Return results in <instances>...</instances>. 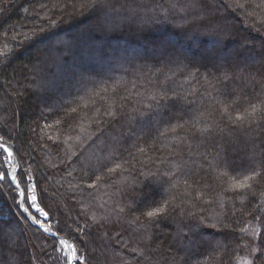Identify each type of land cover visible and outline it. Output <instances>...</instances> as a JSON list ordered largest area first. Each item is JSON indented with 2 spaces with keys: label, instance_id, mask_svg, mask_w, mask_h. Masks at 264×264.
Listing matches in <instances>:
<instances>
[{
  "label": "trees",
  "instance_id": "16d2710c",
  "mask_svg": "<svg viewBox=\"0 0 264 264\" xmlns=\"http://www.w3.org/2000/svg\"><path fill=\"white\" fill-rule=\"evenodd\" d=\"M66 3L0 0V135L12 137L9 144L23 156L19 166L30 167L44 190L53 230L57 221L61 236L69 230L66 222L73 230V221L90 226L77 246L86 264H237L248 238L240 240L232 229L259 213L264 180L251 182L254 191L235 192L225 191L223 181L242 179L251 159L264 161V121L236 127L220 121V112L226 105L241 113L252 105L264 109V0H250L235 12L226 0H200L195 7L192 0H176L175 10H169V0H113L119 9L116 31L96 34L94 45L72 49L58 68H46L37 50L42 46L34 45L45 35L41 28L59 30L67 40L87 23L85 17L65 16ZM201 13L226 31L209 34L207 22L195 19ZM48 17L59 29L49 27ZM162 42L170 58L158 55ZM72 107L78 109L76 132L65 144V135L45 125ZM205 124L212 127L201 134ZM177 125L183 127L171 131ZM85 164L93 181V166L100 169L95 189L84 186ZM116 164L123 168L109 173ZM225 168L229 176L217 179ZM142 172L176 175L161 188ZM0 192V264H63L52 237L19 215L11 189ZM163 200L171 201L166 216L135 220ZM129 203L134 207L117 222L116 210ZM93 217L101 223L93 224ZM212 217L231 228L222 223L217 232L199 223ZM217 242L226 245L222 252Z\"/></svg>",
  "mask_w": 264,
  "mask_h": 264
},
{
  "label": "snow or ice",
  "instance_id": "6c2138e0",
  "mask_svg": "<svg viewBox=\"0 0 264 264\" xmlns=\"http://www.w3.org/2000/svg\"><path fill=\"white\" fill-rule=\"evenodd\" d=\"M200 0H192V7H195ZM250 0H226L227 7L230 8L233 12L237 9L245 10ZM70 11L63 13L65 16L75 17H85L87 23L80 27L79 31L71 36L69 39L65 40L60 31H46L44 28H41L42 32H45V35L42 37H37L34 40L37 50L43 52L44 56L41 63L44 67L58 68L64 60V55L72 49L79 48L82 51L85 50L82 46L85 45H94V37L96 34L100 36H107L111 32L116 31L118 25L115 23V20L119 17V9L116 8L113 0H68V3L64 7H69ZM42 7H47V5H42ZM177 8L176 0H169V10H175ZM27 11V10H25ZM63 12V8L61 9ZM247 15H251V12H247ZM50 20L49 27L51 29H59V22L54 21L51 17H48ZM197 21L207 22L204 27L209 34H215L216 36L222 35L226 29L212 27L213 21L210 20L209 16L205 13L199 14L196 18ZM63 22H67L64 20ZM79 23V21L77 22ZM259 23H264V21H259ZM182 27V26H181ZM143 30V29H141ZM158 55L161 58L171 57L173 53L170 51L169 46L166 43H161L157 48ZM217 70H221L219 64L215 65ZM224 78H228L227 72L224 74ZM46 91H52L51 89H45ZM22 94V93H18ZM164 97H161L163 99ZM151 99L155 100L153 96ZM159 101L157 100V104ZM84 107H88L87 104ZM230 106H225L220 112V121H227L236 127L243 128L245 125L251 127L256 124L259 125L261 121H264V109L258 105H252L250 110L246 109L243 113L233 109L229 111ZM77 107H72L70 111H65V116L59 117L55 120L53 124H46L45 127L52 128L53 130L66 136L63 143H68L72 140L71 133L76 132L75 119L76 117L73 114H77ZM233 112L236 114L233 115ZM106 113L109 117H114L115 112L111 109L106 110ZM57 115H59L57 113ZM209 115H212L209 113ZM71 118V119H70ZM220 121H214V124H219ZM97 122H100L97 118ZM177 127H183V125L172 126L171 131L175 132ZM193 127H196L193 124ZM212 125L205 124L202 128H198V131L201 134L207 133L210 131ZM35 131V130H34ZM81 131L83 129L81 128ZM161 135H166V132L161 133ZM12 137L10 135H0V189L10 188L13 195L12 199L16 206L19 209V215L23 216L32 226H36L42 233L47 234L52 237V243L54 251L59 252L63 257V264H86L85 257L80 254L78 245L83 246V237L87 235V232L90 231V226L85 224L84 227H81L79 221H73L76 227L75 230L72 229L71 225L66 222L65 227L69 230L64 233L63 236L60 235L61 229L59 228V221H57V228L53 230L50 213L47 209V206L43 204V192L44 190L40 188L39 182L36 177L32 174L31 168H21L19 166V161L23 160L21 154V149L17 148L15 144H9V140ZM47 139L53 140L52 136H48ZM59 139V138H58ZM78 139V138H77ZM56 140H53V143H56ZM143 151V149H140ZM72 156H75V152H71ZM219 156V153H217ZM67 163H83L82 161H67ZM89 165L85 164L81 171L84 173V176L88 177V180L84 181V186L90 189H95L98 186V182L102 179L101 175L97 173L100 169H97L93 166L92 176L95 177L94 181L92 177L89 176L88 172ZM123 165L116 164L115 167H109V173H115L118 169H122ZM237 171V170H233ZM245 174L242 179L237 180L236 177L231 179H225L223 182L228 186L225 188V191H243L245 189L252 190L253 184L251 182L257 181L258 178L264 180V161H261L259 164L255 159H251V163L247 168L244 169ZM71 172H69V175ZM144 176L146 181L157 185L161 188L164 185L171 181L172 178L176 175L175 172H164V173H141ZM229 172L227 168L220 173L221 177L227 178ZM39 193V195H38ZM3 193L0 192V195ZM187 194V193H185ZM171 201L163 200L155 206H148L140 215L135 217V220L139 221L141 216H143L148 221H155L160 217L166 216L169 212V205ZM243 203V201H242ZM134 207L133 203L127 204L125 207H119L117 211V222L122 219V215L126 208L131 210ZM223 207V205H221ZM259 213L253 216V220L247 222V226H242L238 228H233L232 231H238L241 235L240 240H244L245 237L248 239L243 243V247L247 250V255L244 258L239 256L236 257L238 264H264V193H261V198L259 204ZM235 212H233V215ZM195 215V213H191ZM93 219V224L101 223L100 220H97L95 217ZM255 222V223H253ZM104 223H107V218H104ZM204 227L216 229L217 232L221 231V224L223 223L222 217L209 218L207 223L204 220L199 222ZM231 225L228 223H223V229H229ZM4 233V226L0 225V234ZM2 239V235H0ZM151 240L149 236L147 238ZM226 247L217 242L216 248L221 252ZM136 255L143 256V251H137L133 249ZM59 259V258H58Z\"/></svg>",
  "mask_w": 264,
  "mask_h": 264
},
{
  "label": "rangeland",
  "instance_id": "374dc122",
  "mask_svg": "<svg viewBox=\"0 0 264 264\" xmlns=\"http://www.w3.org/2000/svg\"><path fill=\"white\" fill-rule=\"evenodd\" d=\"M246 255H247V250H246L245 253L241 256V258L246 257ZM237 264H238V263H237Z\"/></svg>",
  "mask_w": 264,
  "mask_h": 264
}]
</instances>
